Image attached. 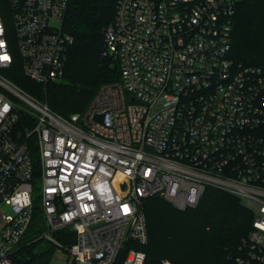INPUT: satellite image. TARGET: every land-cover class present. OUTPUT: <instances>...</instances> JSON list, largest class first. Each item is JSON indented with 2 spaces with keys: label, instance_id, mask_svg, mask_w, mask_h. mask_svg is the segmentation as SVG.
<instances>
[{
  "label": "built area",
  "instance_id": "1",
  "mask_svg": "<svg viewBox=\"0 0 264 264\" xmlns=\"http://www.w3.org/2000/svg\"><path fill=\"white\" fill-rule=\"evenodd\" d=\"M69 1L8 0L13 35L0 14V264H17L37 175L41 236L76 264H144L143 250H125L148 240L142 200L185 210L206 188L253 213L232 264H264V66L231 58L239 0H116L103 55L117 60L119 79L64 117L1 70L15 44L27 78L63 77ZM60 229L75 241L53 239Z\"/></svg>",
  "mask_w": 264,
  "mask_h": 264
},
{
  "label": "trees",
  "instance_id": "2",
  "mask_svg": "<svg viewBox=\"0 0 264 264\" xmlns=\"http://www.w3.org/2000/svg\"><path fill=\"white\" fill-rule=\"evenodd\" d=\"M115 5L116 0L69 1L63 29L73 41L60 80L45 86L30 80L22 72L18 53L4 70L5 76L31 96L45 99L61 116L83 112L101 84L119 79L117 60L103 55L104 29L113 19ZM5 6L11 12L8 0H0V10ZM233 22V61L264 66V0H239ZM142 208L148 240L144 245L129 242L125 250H143L144 264H159L162 259L171 264H232L253 220V213L238 197L214 188H206L198 204L185 210L176 209L159 195L144 198ZM44 230L36 205L13 255L15 263L48 264L55 245L41 236ZM52 234L63 246L75 241L73 231L60 229Z\"/></svg>",
  "mask_w": 264,
  "mask_h": 264
},
{
  "label": "rangeland",
  "instance_id": "3",
  "mask_svg": "<svg viewBox=\"0 0 264 264\" xmlns=\"http://www.w3.org/2000/svg\"><path fill=\"white\" fill-rule=\"evenodd\" d=\"M0 14L3 16L7 27L10 29V31H11V33L13 35L14 24H13V19L11 17V12H10L8 6L3 7L0 10ZM12 52L14 53V55L17 53V47H16L15 44L12 45ZM1 73L5 74L4 70H1ZM38 99L39 100H45V99H42V98H38ZM20 104L23 105V106H27V104L24 101H22V100H21ZM40 192H41V183H40L39 176L37 175V176H35V179H34L33 198L35 200V206L37 205V206H39V208H40V205H39L38 195L40 194ZM2 209H3V206L1 205L0 206V210H2ZM4 211L8 212L9 210H8V208H4ZM45 230L42 232V234L45 232ZM50 235H51V237L53 239L57 240L53 236V234H50ZM48 264H76V263H74L72 259H68L67 258V252L65 250H63L61 248L54 247L52 252H51V257L49 259Z\"/></svg>",
  "mask_w": 264,
  "mask_h": 264
}]
</instances>
